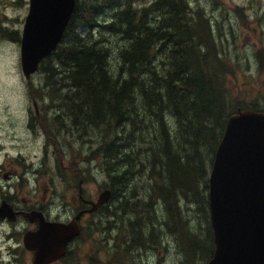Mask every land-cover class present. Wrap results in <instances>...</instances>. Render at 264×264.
Segmentation results:
<instances>
[{"label":"rangeland","instance_id":"rangeland-1","mask_svg":"<svg viewBox=\"0 0 264 264\" xmlns=\"http://www.w3.org/2000/svg\"><path fill=\"white\" fill-rule=\"evenodd\" d=\"M155 1L158 0H135L131 6L128 0H97L88 7L77 4L75 27L63 45L74 36L89 42L99 41L111 52L107 55L112 73L123 61L119 46L130 42L133 25L143 22L147 16L153 21L154 14H149L148 10ZM180 1L193 11L201 10L208 19L207 27L200 35L205 42H200L202 52H209L217 60L216 51L221 50L232 61L230 71L223 77L227 114L237 110L238 106L264 110V0ZM29 7L30 0H0V166L5 165L0 175L7 170L13 171L23 192L32 191L38 185L37 181L40 182L43 209L51 218L66 220L77 212L74 210L80 180H83L84 195L95 199L110 187L112 179L108 174L117 166L108 162L112 159L101 147L109 142L104 140L103 127L96 128L84 118H91L94 114L92 108H83L80 114L72 117V107L61 98L67 92L65 86L58 83L54 89L48 85L46 78L54 53L42 62L31 81L24 76L21 37ZM90 8L88 12L83 11ZM164 19H168V15H158L154 25H160ZM85 22L94 26L87 27ZM129 22L133 23L130 27ZM166 27L165 32L157 35L154 44L166 38L168 28L173 30L170 24ZM185 40L189 41L188 38ZM176 76L172 71V78ZM195 92L190 88L180 97L155 94L152 99L136 94L137 109H142L145 114L135 122L147 119L156 128L158 136H154L151 127H146L137 135L138 147H142L138 157L119 164L117 170L120 174L115 184L117 189L126 184L121 194H125L122 200L131 205L130 210L134 207L147 219L163 221L164 226L158 231L159 235H165L164 238L160 236L161 242L147 244L158 235L155 232L145 239L143 243L146 245L142 243L138 247L130 240L134 246L128 252L126 245L131 234L128 219L135 215L124 212L128 207L116 209L119 203L114 197L106 208L83 217L81 236L70 243L68 256L55 264H189L194 258L191 264L208 263L215 248L208 197L209 178L222 137L213 151L211 139L203 135L194 156L192 142L198 140L199 133L207 125L216 123L217 117L202 116L204 123L192 129H183L177 123L178 117H173L165 122L164 127L162 120L149 112L146 103L168 99L173 106L186 96L192 103L197 101ZM79 119L85 120L90 128L83 129L76 123ZM168 156L173 158V167L188 185L186 191L177 193L180 195L177 202L180 209L172 203L175 213L166 203L169 190L161 189L165 180L160 175L166 174L161 164ZM37 170H42L43 174L37 176ZM197 170L200 172L192 182ZM198 191L206 194L207 208L194 204ZM145 197L153 201V205L133 204V200ZM181 220L185 233L194 240L191 242L183 236L184 252L176 240L184 234L180 232ZM166 222L174 224L173 232L169 231Z\"/></svg>","mask_w":264,"mask_h":264},{"label":"trees","instance_id":"trees-1","mask_svg":"<svg viewBox=\"0 0 264 264\" xmlns=\"http://www.w3.org/2000/svg\"><path fill=\"white\" fill-rule=\"evenodd\" d=\"M97 0H79L78 6L88 7ZM133 5L135 0H128ZM149 14L153 13L154 18L147 16L143 22L136 23L130 29V42L119 46V52L123 57L121 64L117 65L111 73L109 70L108 55L111 52L104 49L99 41L74 36L65 45L68 33L75 27L77 8L67 27L65 36L54 52L52 64L49 68L46 81L55 89L56 85L63 84L67 91L61 98L67 100V105L71 106L70 113L72 117L80 114V110L86 107L92 108L94 114L91 118L83 117L97 127H103L104 140H109L106 145L101 147L105 149V155L112 161L111 171L108 176L112 179L109 188L112 190V198L115 197L119 207H128L126 211L135 216L128 219L130 223L131 234L126 245V250H133V242L140 246L145 239L155 232L158 233L164 226L163 221L155 218L147 219L142 212H136V208L124 202L122 198L125 194L121 191L125 189L126 184L117 189L116 182L119 179V164H123L128 159L136 158L140 154L142 147H138L137 135L143 133L146 127H151L154 136H158L156 128L145 118L139 119V116L145 113L142 109H137V95L146 99L154 98L155 94L183 96L190 90L195 89L196 102L190 103L189 96L179 99L175 105H171L168 99H162L157 102L146 101L148 110L154 117L160 118L162 126L173 117H178L177 123L183 129H192L199 127L204 123L202 116L217 117V122L207 125L199 135L196 142H192L193 156L196 152V145L200 142L203 135L211 139L213 151L223 136L229 116L236 111L233 109L226 112L225 84L224 75L230 71L228 57L223 55L221 50L216 51V58L209 52H202L200 48V35L208 24V19L202 15L201 10L193 11L184 7L180 0H158L149 7ZM90 9H84L88 12ZM158 15H168V19L155 26L154 21ZM133 23L128 24L130 27ZM173 26V30L168 28L166 38L154 44L158 34L167 30L166 25ZM85 26L93 27L94 24L85 22ZM188 38L189 41L185 40ZM172 71L175 78H172ZM57 77V78H56ZM242 108L238 106L237 109ZM255 109L254 107H248ZM176 110V111H175ZM180 117H179V115ZM221 117V118H220ZM76 123L83 129L90 128L83 119ZM164 124V125H163ZM145 126V127H144ZM143 127V128H142ZM219 134V136H218ZM218 136V138H217ZM217 139V140H216ZM216 141V142H215ZM166 174L163 190H169L166 196L168 207L175 213L172 203L178 205L179 191H186L188 185L182 178L177 169L173 167V158L168 156L161 164ZM199 165V164H198ZM199 169H201L199 165ZM200 170L194 171L192 182ZM150 177L155 181L154 177ZM208 187V185H207ZM172 190V193L170 191ZM111 198V199H112ZM207 196L203 192L196 193L195 205L207 208ZM141 203L146 206L153 205V201L148 198L133 200V204ZM179 208V206H177ZM106 208V206L101 209ZM180 209V208H179ZM208 223V222H207ZM160 225V228L157 227ZM167 224L170 232L175 230L174 224ZM185 227L181 220L180 232L182 236L177 240L181 244L184 252L183 243L185 239ZM168 232V233H170ZM171 234V233H170ZM174 234V233H173ZM193 234V233H192ZM194 235V234H193ZM139 236V237H138ZM158 239L160 236L158 233ZM157 236L152 239L153 243H159ZM194 239H197L194 235ZM189 238V237H188ZM189 240L193 242L190 238ZM144 244V243H143ZM69 253V252H68ZM201 254V258H202ZM195 260V258L193 259ZM190 261L189 264L193 262Z\"/></svg>","mask_w":264,"mask_h":264},{"label":"water","instance_id":"water-1","mask_svg":"<svg viewBox=\"0 0 264 264\" xmlns=\"http://www.w3.org/2000/svg\"><path fill=\"white\" fill-rule=\"evenodd\" d=\"M76 8V0H30L21 38V64L27 80L58 47ZM83 183L79 195L83 197ZM104 190L89 208L69 222L51 221L33 211L39 222L25 236L33 264H52L80 235V220L111 200ZM209 207L215 250L207 264H264V112L239 109L229 116L209 178ZM5 203L0 215H11Z\"/></svg>","mask_w":264,"mask_h":264},{"label":"flooded vegetation","instance_id":"flooded-vegetation-1","mask_svg":"<svg viewBox=\"0 0 264 264\" xmlns=\"http://www.w3.org/2000/svg\"><path fill=\"white\" fill-rule=\"evenodd\" d=\"M5 169V165L0 166V171ZM37 176L43 174L42 170L35 171ZM83 181V180H80ZM38 185L30 191L23 192L13 171L7 170L0 175V207L3 203L11 210V215H0V264H33V252L25 244V236L30 231H36L39 228V222L31 215L33 211L44 213L47 219L52 221L69 222L74 215L66 220L51 218L43 209V186ZM41 186V187H40ZM83 197L79 195L74 211L90 207L82 191ZM90 214H84L83 217ZM82 217V219H83ZM81 219V220H82ZM69 248V247H68ZM68 256L67 254L52 263H59Z\"/></svg>","mask_w":264,"mask_h":264},{"label":"bare ground","instance_id":"bare-ground-1","mask_svg":"<svg viewBox=\"0 0 264 264\" xmlns=\"http://www.w3.org/2000/svg\"><path fill=\"white\" fill-rule=\"evenodd\" d=\"M83 182V181H82ZM105 190H110L111 191V194H113L112 193V189L111 188H106ZM111 198H112V195H111ZM167 232V231H166ZM168 233V232H167ZM170 234V233H169ZM159 242H161V241H159ZM147 244H152V243H147ZM144 245H146V244H144Z\"/></svg>","mask_w":264,"mask_h":264}]
</instances>
